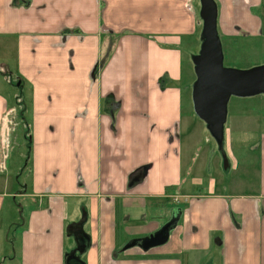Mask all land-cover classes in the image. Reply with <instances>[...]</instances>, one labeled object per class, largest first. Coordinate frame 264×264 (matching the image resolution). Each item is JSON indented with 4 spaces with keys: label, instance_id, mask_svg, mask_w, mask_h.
I'll return each instance as SVG.
<instances>
[{
    "label": "crops",
    "instance_id": "1",
    "mask_svg": "<svg viewBox=\"0 0 264 264\" xmlns=\"http://www.w3.org/2000/svg\"><path fill=\"white\" fill-rule=\"evenodd\" d=\"M215 1L221 38H264V0ZM199 11L200 0H0V50L15 55L14 69L0 59V264H264V133L254 190L199 175L203 126L184 111ZM7 114L28 138L23 183L3 159ZM179 213L166 243L141 247Z\"/></svg>",
    "mask_w": 264,
    "mask_h": 264
},
{
    "label": "rangeland",
    "instance_id": "2",
    "mask_svg": "<svg viewBox=\"0 0 264 264\" xmlns=\"http://www.w3.org/2000/svg\"><path fill=\"white\" fill-rule=\"evenodd\" d=\"M202 21V20H201ZM201 29V28H200ZM201 34V33H200ZM223 44L224 64L228 68L239 70L250 69L252 67L264 65V38H240L229 39L221 38ZM196 53L199 52L201 45L200 39L196 40ZM11 47L3 54L0 50V59L8 61V66L11 69L15 67V58ZM184 73L187 83L190 84L189 89H186L184 94V111L185 113L194 114L192 103V85L195 81L194 65L192 62V54L187 55L184 60ZM7 78V77H6ZM3 90L15 95L17 91L15 87H9L2 80ZM18 84V83H17ZM15 115V114H14ZM9 116L11 123L10 134L8 136V148L6 152L7 163L10 169V176L17 181V176L20 172L22 175L18 178L21 183L28 179V138L22 131V126L19 124L17 116ZM196 119L198 117H195ZM202 124V132L200 134V147L207 148V143L211 141L213 150L210 153H205V149L197 151L200 158L205 160L209 168L206 174L202 171L199 175L207 176L208 173L215 178L223 180L227 185L237 183L243 189L252 191L256 188L258 181L257 165L259 153L260 136L264 133V95L253 97H232L228 105V117L225 124V152L232 158L237 165L233 168H225L222 154L219 147L208 131L206 124L197 119ZM17 123V124H16ZM200 130V129H199ZM226 131H229L228 140ZM228 157V158H229ZM219 163V164H217ZM13 234V233H12Z\"/></svg>",
    "mask_w": 264,
    "mask_h": 264
},
{
    "label": "water",
    "instance_id": "3",
    "mask_svg": "<svg viewBox=\"0 0 264 264\" xmlns=\"http://www.w3.org/2000/svg\"><path fill=\"white\" fill-rule=\"evenodd\" d=\"M199 16L202 20L201 45L199 52L192 55L196 77L192 85L193 109L196 116L206 124L224 160L227 161L224 146L229 101L232 97L264 95V65L245 70L226 67L223 44L218 31L217 2L200 0ZM179 219L180 213L172 217L160 231L145 238L141 247L148 250L166 243L170 229L177 225ZM80 224L70 225L69 230L72 231ZM134 245L135 242H131L123 250ZM78 252L80 255L83 254L82 250ZM75 253H72L70 258L78 259Z\"/></svg>",
    "mask_w": 264,
    "mask_h": 264
},
{
    "label": "built area",
    "instance_id": "4",
    "mask_svg": "<svg viewBox=\"0 0 264 264\" xmlns=\"http://www.w3.org/2000/svg\"><path fill=\"white\" fill-rule=\"evenodd\" d=\"M9 116L10 114H7L5 117H4V120H3V128H2V148H3V159L4 161L7 160V155H6V152L9 150L8 148V136L10 134V127H9V124L11 123L10 119H9ZM5 165V163L3 164Z\"/></svg>",
    "mask_w": 264,
    "mask_h": 264
},
{
    "label": "flooded vegetation",
    "instance_id": "5",
    "mask_svg": "<svg viewBox=\"0 0 264 264\" xmlns=\"http://www.w3.org/2000/svg\"><path fill=\"white\" fill-rule=\"evenodd\" d=\"M84 247H86V246H85V244L82 243L81 246H79V249L82 250V249H84ZM77 253H78V252H77ZM80 264H83V263H80Z\"/></svg>",
    "mask_w": 264,
    "mask_h": 264
},
{
    "label": "trees",
    "instance_id": "6",
    "mask_svg": "<svg viewBox=\"0 0 264 264\" xmlns=\"http://www.w3.org/2000/svg\"><path fill=\"white\" fill-rule=\"evenodd\" d=\"M201 20V19H200Z\"/></svg>",
    "mask_w": 264,
    "mask_h": 264
}]
</instances>
